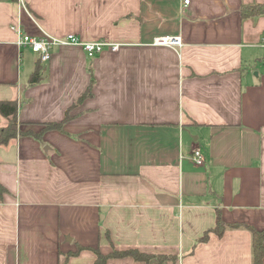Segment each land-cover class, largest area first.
I'll return each mask as SVG.
<instances>
[{
  "label": "crops",
  "instance_id": "1",
  "mask_svg": "<svg viewBox=\"0 0 264 264\" xmlns=\"http://www.w3.org/2000/svg\"><path fill=\"white\" fill-rule=\"evenodd\" d=\"M242 4L264 0H0V100L41 133L0 145V264H251L249 230L210 231L264 230V14ZM18 28L120 48L54 47L32 85Z\"/></svg>",
  "mask_w": 264,
  "mask_h": 264
},
{
  "label": "trees",
  "instance_id": "2",
  "mask_svg": "<svg viewBox=\"0 0 264 264\" xmlns=\"http://www.w3.org/2000/svg\"><path fill=\"white\" fill-rule=\"evenodd\" d=\"M264 14V4H242L240 8V15L242 18H248L257 15ZM88 71L92 72V67L89 65ZM45 77L44 68L41 62L37 59L34 65V69L29 78V84H36L43 80ZM94 82V78L91 74L90 82L87 86L86 91L79 96L76 103H81L86 97H89L92 93V85ZM72 105H75L73 103ZM18 102L16 99L12 100H0V115L6 120V124L0 128V145H7L12 139L16 138V136L21 132L18 129ZM69 119L68 114L59 122H46L43 125V130H62L63 124ZM23 134L32 135L34 137L39 138L41 133L34 134L33 132L27 131ZM3 187L0 185V193L2 192ZM233 228H245L251 232L252 237V261L251 264H262V260L264 259V230H258L255 227L244 224V223H227L225 222L220 215V211L218 210L217 222L213 229L210 231L220 236L227 229ZM209 232H205L202 236V240L207 239ZM96 253V260L92 264H106V260L109 258L115 257H124L130 256L134 260H142L146 261L151 257H157L160 261L169 258V256L165 255H151L147 254L135 249L129 250H112L108 254L101 253L98 249L94 250Z\"/></svg>",
  "mask_w": 264,
  "mask_h": 264
},
{
  "label": "built area",
  "instance_id": "3",
  "mask_svg": "<svg viewBox=\"0 0 264 264\" xmlns=\"http://www.w3.org/2000/svg\"><path fill=\"white\" fill-rule=\"evenodd\" d=\"M188 0H185L187 3ZM154 44L162 45H180L181 39L179 36H158L153 40ZM16 45L18 50L25 47L37 55V59L41 63H46L51 56V51L54 47L66 45H79L89 58H93L100 54L104 49L118 50L120 44L110 43L105 41H81L76 34L69 33L64 36H54L43 34L35 36L25 33L20 28L17 29ZM191 160L196 165L203 164V157L199 149H194L191 155Z\"/></svg>",
  "mask_w": 264,
  "mask_h": 264
},
{
  "label": "rangeland",
  "instance_id": "4",
  "mask_svg": "<svg viewBox=\"0 0 264 264\" xmlns=\"http://www.w3.org/2000/svg\"><path fill=\"white\" fill-rule=\"evenodd\" d=\"M262 35H264V33H262ZM262 35H260V36H262ZM21 51H22V57H21L22 59H21V63H20V69L22 71H26L32 67V64H33L32 58L34 57V55L31 54L30 50L25 48V47H23Z\"/></svg>",
  "mask_w": 264,
  "mask_h": 264
},
{
  "label": "bare ground",
  "instance_id": "5",
  "mask_svg": "<svg viewBox=\"0 0 264 264\" xmlns=\"http://www.w3.org/2000/svg\"><path fill=\"white\" fill-rule=\"evenodd\" d=\"M41 64H44V63H41Z\"/></svg>",
  "mask_w": 264,
  "mask_h": 264
}]
</instances>
